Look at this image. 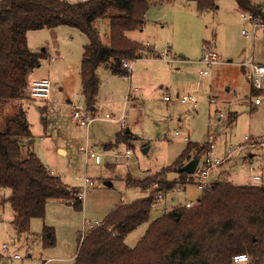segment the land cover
<instances>
[{"label": "trees", "instance_id": "1", "mask_svg": "<svg viewBox=\"0 0 264 264\" xmlns=\"http://www.w3.org/2000/svg\"><path fill=\"white\" fill-rule=\"evenodd\" d=\"M170 1V0H161ZM243 9L264 18L251 0H235ZM150 0H0V113L7 103L15 112L0 130V188H8L12 225L19 233L30 230L32 219H43L49 200H67L81 210V201L34 153L22 156L21 139L31 137L25 110L19 104L28 89V77L45 52L27 45L29 31L68 26L87 38L80 61V93L91 108L99 90L96 70L108 63L112 72L127 76L122 67L135 59L143 44L130 40L126 32L141 29ZM199 9L214 7V0H198ZM107 19L105 44L94 23ZM209 143H189L172 164L143 179L129 178L138 189L168 191L183 182L180 169L194 158H202ZM168 174H175L168 179ZM157 185L156 188H153ZM155 199L146 196L120 204L96 227L80 236L73 264H239L234 256L246 254L251 264H264V184L237 185L216 181L201 192L194 206L183 204L152 220L135 246L126 236L147 222ZM43 247L54 244L53 228L44 226Z\"/></svg>", "mask_w": 264, "mask_h": 264}, {"label": "rangeland", "instance_id": "2", "mask_svg": "<svg viewBox=\"0 0 264 264\" xmlns=\"http://www.w3.org/2000/svg\"><path fill=\"white\" fill-rule=\"evenodd\" d=\"M67 1L76 2L78 0ZM251 1L260 6L264 5V0ZM94 27L99 32L102 42H107L109 35L107 19L97 20L94 23ZM67 28H72L71 30L75 32V35L71 36L70 40L72 45L67 42L64 46L66 49H63L65 52H68L67 57H70V55L72 56V54L78 51V47L82 45L83 40L87 43V38L78 29L68 26ZM242 29L251 34L252 27L242 20L235 0H214V7L204 10L199 9L198 0H150L142 28L128 31L126 32V36L137 43L144 41L151 46H155V50L159 54L163 50H168V60L172 58L177 61L179 56L182 55H187L190 58L195 57L203 49V46L207 44L211 48L206 49L217 51L223 62L232 59L230 63L234 64L240 60L252 58L255 64L264 63V30H259L254 38H252L243 36L241 34ZM52 30L50 28L30 31L26 35L29 45L35 50L38 49L37 51H40L43 47H49L51 50L52 46L56 45L54 41H59L60 44L57 47H61L64 44L62 36L53 34L54 31ZM49 49H47V52L45 51V57L32 73H34V77H42L43 74L49 75L51 81L50 98L52 102L54 99H59L60 97L61 74L62 69L65 67L63 65H67V62L59 63L60 65L57 66H61V68L57 69L58 67L56 68V65L50 60L52 57L58 59V56H54V53L51 54ZM48 64H54L52 66L53 70L49 73ZM165 64L170 67L169 69H171L173 75L172 80H174L178 75L173 69L176 63ZM69 69L70 66H68ZM64 84L65 91L72 92L74 90L75 82L71 79L70 75H67ZM245 84L247 85L246 81ZM165 87L168 88L163 89L161 94L157 96L153 95L151 100L153 109L149 110L147 108L145 111L152 119L161 120L160 131L157 133L159 128H155L153 122L146 117L144 123L149 124V126H139L134 132L139 136V139L120 142L114 148L113 162L103 156L102 163L97 166L92 161L85 159V155L78 150L79 144L86 141L84 136H81L80 140L76 135L72 139H69L68 136L66 137L70 144L67 156L55 151L50 136L40 139L41 137L39 136L46 137L45 133H47L44 131L42 124L41 107H47L46 122L49 124V129L52 130V137L55 139L60 135L57 128L54 127L55 130L53 129L54 123L59 116L52 104L31 99H28L25 103V107L27 106L28 108L27 121L30 132H35L38 135L36 136L34 145V147L38 146L40 150L38 157H41L56 173H60L62 175L61 180L68 183L70 187L82 185L84 176L91 178L94 182V186L89 188L87 198L85 199V201L87 200L85 212L83 211V207H81V210H77L70 206L73 214L75 213V215L81 216L84 219L86 224L85 230L88 229L89 223L93 225L95 222L103 219L102 217L105 214L104 209L109 202L110 204L114 201L118 203L119 199H122L123 203H128L133 199L141 197L142 194L138 190L126 186L125 177L127 175L134 179H142L148 172L154 173L160 170V168L173 163L187 144L176 138L175 131L188 133L190 135V142L192 143L199 142L198 144H202L210 140L213 143V156L220 157L226 155V149L236 148L243 141L244 135L253 138L264 136V104L257 107L256 110H248L245 108V105L236 104L235 110H231L232 112L228 111L227 108H222L219 112H216L215 105L209 102L210 99L207 100L209 95L206 93L205 96L200 97L198 92L181 91L180 96L194 94L193 96L197 100V105L193 108L189 103H180L178 96L175 98V90L168 85V82H166ZM224 88L225 86H220L219 88L212 86V93H217V95L220 92L225 93ZM237 91L241 93L240 90ZM163 94H168L170 98L172 97L173 101H164L162 99ZM26 100V98H23L21 102ZM21 102L20 104H22ZM73 103L77 107H86L82 98L80 100L73 99ZM173 104L177 105L174 106ZM60 106L62 108L63 104ZM15 108L14 103H7L3 106V111L0 113V130L5 127L6 121L15 112ZM120 111H122V107ZM129 113H127L125 121ZM218 116H223L220 121H218ZM63 117L68 119V114L62 113L59 121H62ZM71 129H73L72 125ZM76 131V129H73V133ZM66 134L72 135L71 132ZM207 135H209V140ZM93 141H90V146L95 145V149L103 155L104 151ZM143 148H147V152H143ZM126 149L130 150L131 157L129 160L118 155ZM254 152L256 153V159L248 158L246 149L241 153H234L223 164V176L218 181L227 180L238 185L251 184L252 181H250V172L248 170L249 164L251 162L257 166L264 164V160H257L261 154L258 151ZM240 158L243 159L242 163H239ZM107 163L110 165L107 166ZM105 179L112 181L111 187L104 186ZM191 186H187L185 191L173 190L172 192H167L162 200L156 201L149 213L148 221L140 224L126 236V245L129 247L135 246L144 235L148 224L163 213L171 210L168 203H166V206L164 204L166 201L170 202L172 196L178 198V202H182L183 204L185 200L196 201L201 192ZM150 190L151 188L142 191L147 194ZM186 191L187 195L184 194ZM9 194L10 190L8 188H0V264H41L40 254L44 248H42L40 235L43 227L47 226L44 224V218L32 219L29 232H17L11 223V213L13 212L8 201ZM185 197L186 199H184ZM116 200L118 201L116 202ZM103 204H105L104 208H102ZM73 218L75 222L76 217L74 216ZM56 229L54 232L56 237L55 247L49 250H57L56 252L66 250V240H68L69 245L75 244L77 246L75 236L73 237L67 229ZM3 245L8 247V251L3 252ZM14 253L19 255V259L13 257Z\"/></svg>", "mask_w": 264, "mask_h": 264}, {"label": "crops", "instance_id": "3", "mask_svg": "<svg viewBox=\"0 0 264 264\" xmlns=\"http://www.w3.org/2000/svg\"><path fill=\"white\" fill-rule=\"evenodd\" d=\"M252 4H254L256 8L260 10V14H264V5L260 6L253 2ZM43 29H50V28H42L41 30ZM52 29H53L52 31H54L53 34L62 36V40L64 44L61 47H57L60 44L59 41H54V44L56 45L55 46L53 45L51 50L49 49V47H43L40 51H37L38 49L35 50L33 47H31L28 41H27V45L29 49L33 52H45V51L47 52V49H49L51 54L54 53V56H58L57 57L58 59H55V57H52L50 60L56 65L55 66L56 68L58 67L57 69L61 68V66H57V65H60L64 63L65 61L67 62V65H63L65 67L62 69V74H61L62 78L60 79L61 89H60L59 99H54L52 102H51V98L48 101H42L48 104H52L53 108L55 109L59 117L62 113L68 114V119L63 117L62 118L63 120L59 121V117H58V119L56 120L57 124L56 122L54 123L53 129L55 127L60 132L59 133L60 135H58L56 139L52 137V130L49 129V124L46 122L47 107L45 106L41 107V110L39 108L44 131L47 132L45 133L46 137H43V136H39V137H41L40 139H44L50 136L52 144L54 145L55 151L61 155L67 156L69 153L70 144H69L68 139L66 138L67 136L69 137V139H72L73 136L76 135V137H79V140L81 139V136H84V139L86 141L84 143L79 144L78 150L80 151V148L87 144L90 148H92L94 151L100 154L101 159H100V162L98 163L94 160V158H91V157L85 158L88 161H92L97 166L102 163L103 156L109 158V161L113 162L112 157H113V154H115L114 148H116V146L120 142L122 141L129 142L131 140L139 139V136L134 132L136 131V129L139 128V126H149V124L144 123V120L146 117L153 122V125L155 128H159V130L157 131L158 133L161 128V120L152 119L150 115H148L147 112L145 113V111L147 110V108L149 110L153 109V104L151 103L153 95L157 96L158 94H161L163 92V89L166 88L165 87L166 82H168V85L171 88H173V90H175L174 91L175 98H177V96L180 97L181 91H186L190 93L198 92L200 94L199 95L200 97L205 96V93L208 94L209 96L207 100L210 99L209 102L215 105L214 108L216 112H219V110L222 108L224 109L227 108L228 111L232 112L231 110H235L236 104H243L245 105V108H247L248 110H256L257 107L263 105V104L256 105L254 103V99L257 95L264 94V78L262 79L261 88L255 89L252 85L251 80L246 75L247 68L242 65V63L247 62L248 60H245V59L240 60L233 64V63H230L232 59H228L226 62L222 64H216L209 69L207 68L209 70V73L207 75L200 74V71L206 69V67L201 63L202 56L207 50H211V49H206V48H211V46L205 44L203 46V49H201V51L195 57L190 58L187 55L179 56V59L175 62L176 63L175 68H173L175 72H177L178 74L174 80H172L173 75H172L171 69H169L170 67H168V65H166L165 62L152 61V60L135 61L133 63L130 75L128 77L114 74L108 63L101 64L96 70V75L100 82L98 95L96 97L94 105L90 108L92 115L94 117H97L98 119H95L87 126H82L76 122L75 118H73L74 108L77 107L73 103V99L80 100L82 98L81 93H80V87H81L80 85V61H81V56L83 52V47L87 43L84 42L83 40L82 45L78 47V51L75 54H72V56L70 55V57H67L68 52L64 51L66 49L64 48V46L67 44V42L70 43L71 36L75 35L74 30H71L72 28H67V26H57ZM143 42L141 44H147V42L146 43L145 42L143 43ZM103 43L107 44L108 41L103 42ZM214 52L219 54L217 51H214ZM54 64H50V65L48 64V68H49L48 73L51 70H53L52 66ZM256 64H264V63H256ZM68 66H70L69 70H68ZM66 74L70 75L71 79L74 80L75 82L74 90L72 92H67L64 90V86H65L64 80L67 77ZM169 74L170 76H168ZM46 76L49 77V75H44V74L42 75V77H46ZM37 78H41V77H34V73L30 74V76L28 77V89L26 92L27 96L25 95V98L27 100L24 102L20 101L22 104L19 103L22 106V108L25 110L26 118L28 114V108L27 106L25 107V103L28 101V99H31L29 96V84L33 79H37ZM245 81L247 82V85L245 84ZM172 82H173V85H172ZM212 86H216L218 88L220 86H225L224 89L226 92L225 93L220 92L219 95H217V93H214L215 94L214 95L212 93ZM237 90H240L241 93ZM128 93L131 95V100L128 103H126L125 98ZM50 97H51V94H50ZM171 101H173L172 97L170 98V102ZM61 104H63L62 108H60ZM173 105L175 106L177 104H173ZM190 105L193 108H195L197 105V100L194 105L193 104H190ZM121 107H122L123 112L125 110L126 116H127V113L130 112L127 120L126 121L124 120L123 124L119 121H116V119H118L119 116L123 113L122 111H120ZM107 114H110L111 116H113L114 120L112 121L107 120L105 118ZM222 117L218 116V121H220ZM71 125L73 126V129L77 130L76 132L73 133V129H71ZM68 132H71L72 135H67L66 133ZM36 134L37 133L31 131V137L21 139L22 156H26L28 153H34L37 157L38 155H40V150L38 146L34 147L36 136H38ZM207 136L209 140V135ZM185 137H187L188 140H185ZM176 138H179L180 140L184 141L187 144L192 143L190 142V135L188 133L179 132V135H176ZM91 140H94L93 142L97 143L98 147H100L104 151L103 155L102 153H100V151H97L95 149L96 147L95 145L90 146ZM195 143H199V142H195ZM144 149L145 148H143V150ZM227 150H229V148L226 149L225 154H227L228 152ZM246 150L248 152V158L256 159L255 158L256 153L254 152V150H248V149ZM127 151H129V157L126 156ZM145 152H147V148ZM118 155L120 157L123 156V158L126 160H129L131 157L129 149H126L123 153H120ZM215 157H220V156H215ZM223 157H225V155L220 158H223ZM39 159L43 163V165L50 172H52V174L58 176L60 179L62 178V175L52 170L49 167V165L41 159V157ZM257 160L260 161L258 158ZM262 160H264V157L262 158ZM242 162H243V159L240 158L239 163H242ZM109 165L110 164L107 163V166ZM222 166L215 168L212 171V177L215 180V182L218 181V179L220 177L222 178L223 176ZM263 166L264 164L260 166L261 183L264 182L263 181L264 180V168H262ZM150 173H153V172H148L145 175V177L148 176ZM174 177H175V174L173 175L168 174L167 176L168 179H173ZM129 178H132V177L128 175L125 177L126 186L138 190L142 194L141 197L133 199L132 201L128 203H123L122 199H119L118 203H115L114 201L112 204H110L109 202V204H107L104 209L105 214L102 217L103 219L109 214V212L115 209L118 205L129 204L133 202L134 200H137V199H140L146 196L145 192L141 191L140 189L134 186H130L127 184V181ZM104 182H105L104 183L105 187H111L113 184L110 179H105ZM63 183L69 189L72 188L71 194L73 193L75 194L78 190H82L83 188V184L80 185L81 187L80 186L70 187L68 183L64 181ZM93 186H94V182L92 185L86 186L84 190L85 191L84 196L81 201V205L83 207L84 212L87 207V200L85 201V199L87 198L89 188ZM191 187H194V186H191ZM183 191H185V189ZM184 194L187 195V191ZM184 199H186V197ZM117 201L118 200H116V202ZM166 203L169 204L170 209H173L176 206L183 204L182 202H178V198H176L175 196H172L170 202L166 201L164 206L167 205ZM70 206H72V204H70L67 200H49L46 204L45 216H44L43 221H44V224L53 228L54 232L56 228L67 229L73 237L75 236L77 240V246L75 244L69 245L68 240H66L67 241L66 250L60 251V252L59 251L56 252L57 250H49L52 247L53 248L55 247L54 245L56 242L55 241L56 237L54 234L53 246L47 247V248L42 247L44 248V250L40 254L41 264H73L74 259L76 257L80 236L82 234H85L90 229L96 227L97 224L101 223V221L103 220L102 219L99 222H95L93 225L89 223L88 229L85 230L86 224H85L84 219L81 218V216L75 215V213L73 214ZM104 206L105 204H103L102 208H104ZM74 216L76 217L75 222L73 218ZM12 217H13V213H11V221H12ZM73 222L74 224H72ZM83 230H85V232L81 234ZM13 255H17V254L14 253ZM16 259H19V258H16Z\"/></svg>", "mask_w": 264, "mask_h": 264}, {"label": "built area", "instance_id": "4", "mask_svg": "<svg viewBox=\"0 0 264 264\" xmlns=\"http://www.w3.org/2000/svg\"><path fill=\"white\" fill-rule=\"evenodd\" d=\"M79 1H88V0H79ZM239 14L242 17V20L246 24L252 27L251 34H249L245 29H242L241 34L243 36L254 38V36L259 30H264V18L254 16L253 14L243 9H239ZM168 53H169L168 50H163V52L159 54L158 51L155 50V46H151L148 43L143 44L137 57L131 60L128 59L124 60L122 62V67L127 71V77H128L130 75L131 68L135 61L152 60V61L165 62L169 65L175 63L176 62L175 59L171 58L168 60L167 57ZM201 63L206 67V69L200 71V74L207 75L209 73L208 70L209 68H211L216 64H222L224 62L217 53H215L212 50H207L202 56ZM242 65L247 68L246 75L251 80L253 87L255 89H260L262 86V79L264 78V64H255L253 63L252 58H250L247 62L242 63ZM50 94H51V81L49 77H41V78L33 79L30 82L29 96L32 100L48 101L50 100ZM163 99L164 101L167 102L170 101V97L168 94L164 95ZM130 100H131V95L128 93L126 95L125 102L128 103ZM178 100L180 101V103L183 104L190 103L194 105L196 103L195 97L190 94L182 95L178 97ZM254 103L256 105L264 104V94L257 95L254 99ZM73 118H75L78 124L82 126H87L95 119H98L97 117H94L92 115L90 108L80 107V106L74 108ZM105 118L110 121L114 120V117L111 116L110 114H107ZM125 118H126V112L124 110V112L119 116L118 119H116V121H119L123 124ZM175 135H179V132L176 131ZM185 140H188V138L185 137ZM208 143H209V149L203 155L202 158L198 159V163L194 171L192 173H187L183 182L176 183L174 187H172L168 191H164L162 189H159L158 191L153 193L149 191L146 194V196H151L155 199V201H158V200H162L167 192H172L173 190H184L187 186L190 185L194 186L200 192H204L207 189H209L212 186V184L215 182V180L212 177V171L215 168L222 166L234 153L248 149V150L258 151L261 154V156L258 157L259 160H261L264 157V136L259 138L244 136L243 142L239 144L236 148L228 150L227 154L223 158L213 156V144L210 140L208 141ZM80 151L85 155V158L91 157L94 158V160L97 163L100 162L101 159L100 154H98L96 151L90 148L87 144L81 147ZM126 156L129 157V151H127ZM262 168H264V166ZM248 170L250 172V181H252L251 184L254 185L260 184L261 183L260 166H257L255 163L251 162L249 164ZM92 184L93 181L87 176H84L83 188L82 190H78L74 194V199L78 201H82L86 186ZM156 187L157 185L153 186V188ZM196 201H190V200L185 201L183 205L187 208H190L195 205ZM7 249L8 247L4 245L3 251H8ZM13 257L19 258V255H13ZM233 261L235 263L251 264V259L246 254H240L234 256Z\"/></svg>", "mask_w": 264, "mask_h": 264}, {"label": "water", "instance_id": "5", "mask_svg": "<svg viewBox=\"0 0 264 264\" xmlns=\"http://www.w3.org/2000/svg\"><path fill=\"white\" fill-rule=\"evenodd\" d=\"M146 151V148L143 150V152ZM198 163V158H194L190 160L188 163H186L180 170L185 173H192Z\"/></svg>", "mask_w": 264, "mask_h": 264}]
</instances>
